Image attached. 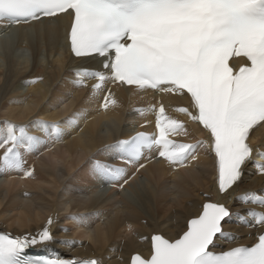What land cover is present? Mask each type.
<instances>
[{
  "label": "snow or ice",
  "instance_id": "snow-or-ice-1",
  "mask_svg": "<svg viewBox=\"0 0 264 264\" xmlns=\"http://www.w3.org/2000/svg\"><path fill=\"white\" fill-rule=\"evenodd\" d=\"M65 17L70 54L98 63L94 69H73L69 81L73 87L90 89L86 102L103 94L101 108L115 105L109 85L188 101L187 107L176 109L187 122L168 115L163 103L151 105L147 111L155 113L156 131L137 132L105 145L98 154L108 159L90 160L93 179L123 190L146 167L142 161L151 162L153 153L173 171L193 166L202 153L209 157L213 190L221 199L240 187L250 166L254 174L264 176V150L250 142L253 129L264 128V0H0V26L43 25ZM86 115L82 109L60 121H32L43 136L31 134L28 125L4 121L0 174L33 177L34 169L24 166L25 153L61 140ZM187 123L197 125L204 138L171 139L188 137ZM202 196L204 202L174 237L161 230L141 237L149 241V252L133 254L130 264H264V195L249 191L236 196L242 204L257 206L242 216L214 200L212 192ZM234 216L250 230L252 242L223 249V242L239 239L225 231ZM66 219L84 223L86 217ZM56 222L57 217L49 215L35 232L0 231V264H105L98 257L30 255L55 241Z\"/></svg>",
  "mask_w": 264,
  "mask_h": 264
},
{
  "label": "bare ground",
  "instance_id": "bare-ground-1",
  "mask_svg": "<svg viewBox=\"0 0 264 264\" xmlns=\"http://www.w3.org/2000/svg\"><path fill=\"white\" fill-rule=\"evenodd\" d=\"M68 24L65 17L45 21L43 25L0 26V48L12 43L6 56L0 55V127L4 121L28 125L31 134L43 136L31 126L32 121L38 118L60 121L73 112L87 110L79 127L69 130L61 140L25 153L24 166L34 169L33 177L22 178L18 172L0 174L2 231L10 229L18 233L38 227L48 214L57 210V217L62 218L63 229L67 231L60 230L59 240L50 248L55 256L98 257L105 264H130L133 254L149 252V241L141 237H150L153 230L174 237L185 219L204 202L203 192H212L214 200L220 199L241 216L248 208L257 207L234 198L249 191L264 195V176L254 174L250 166L240 187L221 199L213 190L211 159L203 153L193 166L175 171L153 153L151 162L142 161L146 167L123 190L111 187L107 191L106 183L93 179L89 173L90 160L108 159L98 154L105 145L154 127L155 114L147 111L152 103L165 104L168 115L187 122L176 109L187 107L188 101L170 94L155 95L152 91L109 85L117 101L115 105L106 110L101 108L103 94L86 102L90 89L76 88L69 82L73 69L84 61L73 58L68 50L65 43ZM19 48L22 51L16 50ZM33 80L36 82L30 83ZM187 127L188 137H172L178 142L204 138L197 125L187 123ZM250 142L254 148L264 150V128L258 127ZM71 215H81L86 220L78 223L66 219ZM145 220L147 224L143 223ZM225 231L239 239L231 244L223 242V249L252 242L248 239L250 230L237 216L225 225Z\"/></svg>",
  "mask_w": 264,
  "mask_h": 264
},
{
  "label": "rangeland",
  "instance_id": "rangeland-1",
  "mask_svg": "<svg viewBox=\"0 0 264 264\" xmlns=\"http://www.w3.org/2000/svg\"><path fill=\"white\" fill-rule=\"evenodd\" d=\"M2 81H4V78L2 79ZM111 187H112V186H110L109 184H106V187H105V188H106V190H107V188H109V190H110ZM125 187H126V186H125ZM111 190H112V189H111ZM107 191H108V190H107Z\"/></svg>",
  "mask_w": 264,
  "mask_h": 264
}]
</instances>
